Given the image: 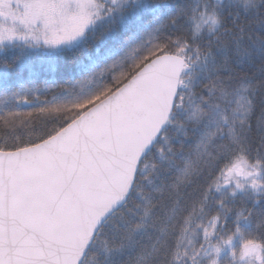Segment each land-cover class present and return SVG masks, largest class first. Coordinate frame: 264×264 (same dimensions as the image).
Listing matches in <instances>:
<instances>
[{"label":"snow or ice","instance_id":"6c2138e0","mask_svg":"<svg viewBox=\"0 0 264 264\" xmlns=\"http://www.w3.org/2000/svg\"><path fill=\"white\" fill-rule=\"evenodd\" d=\"M160 10L0 0V264H264V0Z\"/></svg>","mask_w":264,"mask_h":264},{"label":"trees","instance_id":"16d2710c","mask_svg":"<svg viewBox=\"0 0 264 264\" xmlns=\"http://www.w3.org/2000/svg\"><path fill=\"white\" fill-rule=\"evenodd\" d=\"M153 2L161 5V10L158 13V15L165 16V15H167V13L170 10L174 11L180 7L185 6L186 4L192 3L193 0H153ZM149 19H151V17H149ZM148 26H150V25H148L147 21H146L145 27H148ZM151 26L154 27L155 23H153ZM11 55H12V53H9V59H11ZM21 79L26 84L28 83L29 80H34V86L35 87H37L41 90L47 89L46 92H44L43 94L40 95L41 100L51 99L52 95H54L56 93L57 89L49 88V85L52 83V81L55 80L57 83L60 82V78L56 74L44 73V72H40L39 75H37L36 77H30L29 74L25 71L23 73ZM11 83H12L13 89L18 87L15 74H13V77L11 79ZM0 91H3V89L0 88ZM21 110L26 111L27 106H22ZM36 125H37V127L40 126L39 121L36 122Z\"/></svg>","mask_w":264,"mask_h":264}]
</instances>
